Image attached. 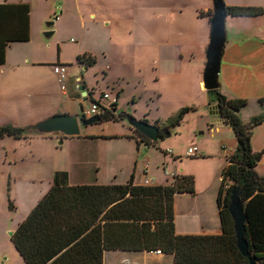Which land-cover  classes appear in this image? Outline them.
Segmentation results:
<instances>
[{
    "label": "crops",
    "instance_id": "0c3cea01",
    "mask_svg": "<svg viewBox=\"0 0 264 264\" xmlns=\"http://www.w3.org/2000/svg\"><path fill=\"white\" fill-rule=\"evenodd\" d=\"M222 2L228 7H262L264 5V0H222ZM134 3L140 4L141 7L151 5L153 8L152 40L154 47L152 50V64L157 74L154 81L160 82L166 74L172 78L178 77L183 82L185 80L183 74L194 70L198 86H202V70L210 34V20L207 17H199L198 12L211 11L210 0H140V3L135 0H75L76 17H72L70 13L68 14L63 9L56 12V15L54 12L51 14L55 16L53 19L55 31L52 35L67 32L75 36L74 39L70 38L69 44H66L69 48H63L62 43L59 42L52 46L50 44L46 46L39 38L36 43L38 48L37 45L36 47L32 46L34 34L31 7L28 0H5L0 2V5L28 6L29 38L25 42L9 43L4 51V62L0 64V127L26 128L55 115H70L81 118L80 110L83 104L89 103L91 94V97H93L100 92L109 93L111 97L118 95L116 112H124L119 106V99L123 92L122 79L113 75L112 69L115 60L107 56L106 53L105 43L109 41L112 35L110 28L113 23L107 13L112 9L111 7L125 8ZM50 18L49 14L46 19ZM224 24L226 39L220 59L218 91L227 98L247 101L245 108L238 113L240 119L242 115L246 116V121L241 120L247 122L251 117L264 115V107L259 106L257 102L258 99L264 96V16H226ZM50 47H53V53L46 51L51 49ZM82 55L95 57L96 63L85 68L77 62V58ZM99 62H102L104 66L99 69L100 74L98 75L95 74V68H97ZM57 64L65 65L68 68L64 92L60 91L56 78L52 74L51 67ZM79 83L88 91L87 97H83L78 90ZM102 86L105 87L104 90H100ZM92 89L94 92H91ZM211 110H213L212 114L215 117V122L226 127L217 118V109L214 103L211 105ZM134 119L138 120L139 118L135 117ZM103 123L120 125L121 129L124 130L121 134H111L112 137L135 142L133 129L127 125L125 120ZM98 124L102 123L92 125ZM92 125L80 127V134L77 137L33 134L28 135L25 139L3 138L0 139V145H4L2 149L6 154L11 152L16 154L17 149L21 147V143L32 140L58 141V143L61 142L60 145L72 144L71 146L75 147L78 158L71 160L69 170H54L51 176L55 172H66L68 185L70 186L122 185V182L119 183L116 180L99 182L95 178L96 168L94 178H87L90 168L86 167L84 162L87 161V146L95 139L87 132ZM209 130L214 132L212 126ZM135 152L138 153L137 146ZM74 160L76 161L73 162ZM258 174L264 177V175ZM131 175H133V184H142V175H136L135 170ZM218 178L220 181V177ZM150 181L151 186L165 184L156 183L154 179ZM50 185L51 181L41 193V197L48 191ZM193 196L194 194L175 196V233L178 235H218L220 224L218 228L211 227L206 212H203V210L195 212V209L189 208L187 210L189 213L182 222L177 217L179 199ZM31 210L27 212L26 216ZM216 215L218 218L217 208ZM26 216L18 221L15 230ZM102 264H173V257L167 254H157L155 251H105Z\"/></svg>",
    "mask_w": 264,
    "mask_h": 264
},
{
    "label": "trees",
    "instance_id": "16d2710c",
    "mask_svg": "<svg viewBox=\"0 0 264 264\" xmlns=\"http://www.w3.org/2000/svg\"><path fill=\"white\" fill-rule=\"evenodd\" d=\"M226 16H264L262 7H228ZM26 5H0V64L11 42L28 40ZM209 20L212 11L198 12ZM77 62L85 68L96 59L82 55ZM216 105L217 118L235 139L233 152L219 173L216 208L218 235H178L174 230V199L194 194L190 176L174 174L163 185H135L133 175L122 185H68L66 172H55L48 191L20 222L10 242L24 264H102L105 251L153 252L171 255L173 264H248L236 247L233 223L228 213L230 191L240 189L244 206L248 252L255 264H264V177L256 167L262 153L251 148L253 130L264 123V115L242 122L238 113L247 101L227 98L218 90L206 91ZM92 94L90 103H93ZM116 95V100H117ZM264 107V96L258 99ZM186 109L177 115L179 122ZM127 115L116 112V101L100 107L99 122H118ZM81 118L84 119L83 115ZM136 146L155 144L133 130ZM33 135L23 127L1 126L0 139H25ZM163 134L159 131L158 139ZM165 155V153H164Z\"/></svg>",
    "mask_w": 264,
    "mask_h": 264
},
{
    "label": "rangeland",
    "instance_id": "374dc122",
    "mask_svg": "<svg viewBox=\"0 0 264 264\" xmlns=\"http://www.w3.org/2000/svg\"><path fill=\"white\" fill-rule=\"evenodd\" d=\"M74 1L28 0L34 34L32 46L37 45L38 48L36 43L39 38L46 46L59 42L63 48H69L66 44L70 43V38H75L74 35L63 32L45 37L41 32L55 31L53 25L46 27V22H54L52 12L56 15L63 9L76 17ZM135 1L140 3V0ZM111 8L107 14L113 22L110 28L112 35L104 43L107 56L115 60L113 75L122 79L123 92L119 106L126 115L155 125L163 138L150 146L140 144L136 154L135 142L112 137L111 134L124 131L120 125H92L87 132L95 139L87 146V161L84 162L90 168L87 178H94L95 168V178L102 183L116 180L124 184L134 170L136 175H142L145 169L147 179H154L159 184L172 179V176L163 174L164 169L168 173L190 176L194 181V196L179 199L177 217L182 222L189 208L195 209V212L203 210L210 226L218 228L215 206L220 182L218 177L225 158L235 146L233 134L227 127L215 122L211 98L201 85L198 86L194 70L183 74V82L178 77L172 78L166 74L160 82L154 81L157 74L152 64L151 5L141 7L134 3L125 8ZM49 14L51 18L46 19ZM50 48L46 51L53 53V47ZM102 66V62H99L95 74H100ZM104 89V86L100 87V90ZM88 109L89 103L83 104L81 115ZM183 109L186 111L181 120L175 123ZM241 119L247 120L244 115ZM210 126L214 132H210ZM166 134L169 137H165ZM71 145L32 140L21 143L16 154H6L2 149L4 145H0V264H23L10 242L9 234L14 232L18 221L40 199L51 181V173L59 169L69 170L71 160L78 158L75 147ZM188 148L197 149L200 155L187 157ZM251 148L254 152L262 153L256 169L264 175V124L254 130ZM165 151H170V154L164 155Z\"/></svg>",
    "mask_w": 264,
    "mask_h": 264
},
{
    "label": "water",
    "instance_id": "95a60500",
    "mask_svg": "<svg viewBox=\"0 0 264 264\" xmlns=\"http://www.w3.org/2000/svg\"><path fill=\"white\" fill-rule=\"evenodd\" d=\"M212 16L209 22L210 34L208 44L205 51V63L202 70V88L205 91H215L219 89L218 74L220 70L221 53L225 44V17L226 12L222 0H210ZM53 21L46 23V27L50 28ZM52 31L44 32L45 37L52 35ZM85 70V69H84ZM78 90L82 93L83 97L88 96V91L79 83ZM91 92H94L92 89ZM125 122L133 130L139 132L142 136L156 142L159 136V129L145 122L139 121L127 115L124 118ZM99 122L98 117L93 116L89 119H82L70 115H55L34 125L26 127L37 135H58L60 137H77L80 134V127H87ZM165 137H169L166 134ZM59 145L61 142L58 143ZM240 189L234 187L230 191L228 213L233 223V230L236 239V247L240 254L247 258L248 264H255L249 252L247 242L244 239L245 233V214L244 206L240 200ZM13 233L9 235L12 236Z\"/></svg>",
    "mask_w": 264,
    "mask_h": 264
},
{
    "label": "built area",
    "instance_id": "2783aa9c",
    "mask_svg": "<svg viewBox=\"0 0 264 264\" xmlns=\"http://www.w3.org/2000/svg\"><path fill=\"white\" fill-rule=\"evenodd\" d=\"M52 74L56 78V81L58 83L59 89L61 92L65 91V83L67 79V72L68 68L65 65H53L51 67ZM93 103L89 104V109L82 113L84 119H89L93 116H96L100 112V107H104L105 109L109 108V105H112L116 101V97H111L109 93L100 92L96 96L92 97ZM165 154H170V151H165ZM200 154L198 153L197 149L195 148H188L186 151L187 157H197ZM163 174L165 176H173L175 173H168L165 169L162 170ZM143 181L141 185L149 186L150 180L147 179V169L143 171ZM155 253L159 254V251H155Z\"/></svg>",
    "mask_w": 264,
    "mask_h": 264
}]
</instances>
